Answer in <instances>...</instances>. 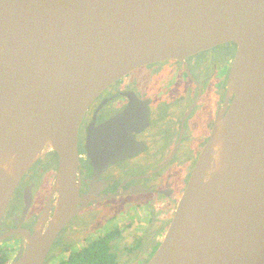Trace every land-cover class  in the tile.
<instances>
[{"label": "water", "instance_id": "water-1", "mask_svg": "<svg viewBox=\"0 0 264 264\" xmlns=\"http://www.w3.org/2000/svg\"><path fill=\"white\" fill-rule=\"evenodd\" d=\"M225 42L230 101L146 264H264V0H0V218L28 168L58 156L55 210L10 264H42L77 211V130L93 98L139 65ZM121 117L89 131L95 162Z\"/></svg>", "mask_w": 264, "mask_h": 264}, {"label": "flooded vegetation", "instance_id": "flooded-vegetation-1", "mask_svg": "<svg viewBox=\"0 0 264 264\" xmlns=\"http://www.w3.org/2000/svg\"><path fill=\"white\" fill-rule=\"evenodd\" d=\"M235 52V44L225 42L183 60L142 64L93 98L77 130L78 209L42 264L149 261L215 117L230 101L226 83ZM116 117L115 136L102 137L95 162L94 148L86 146L89 131ZM124 134H130L127 142ZM57 168L58 156L49 150L18 181L0 218V264H10L51 218Z\"/></svg>", "mask_w": 264, "mask_h": 264}]
</instances>
